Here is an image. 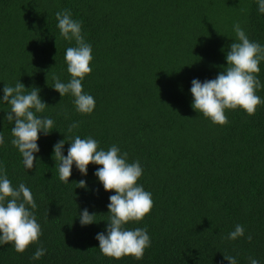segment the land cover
<instances>
[{"label": "trees", "instance_id": "trees-1", "mask_svg": "<svg viewBox=\"0 0 264 264\" xmlns=\"http://www.w3.org/2000/svg\"><path fill=\"white\" fill-rule=\"evenodd\" d=\"M63 9L92 45V71L82 82L96 102L90 115L52 88L54 75L70 79L64 56L75 46L57 28L55 13ZM237 23L264 45V14L255 0H0V89L17 81L28 91L39 88L49 106L39 115L54 120L26 170L11 144L13 124L4 119L10 106L0 105V166L14 187L31 189L42 231L23 253L0 246V264H228L230 256L264 264V104L253 115L228 110L221 126L191 107L189 92L192 79H214L227 66ZM259 67L264 85V60ZM256 94L264 99V87ZM73 122L75 135L91 136L105 150L117 144L143 167L138 183L153 206L142 221L125 225L148 230L151 246L140 260H117L98 248L94 237L106 226L114 194L93 175L100 166L89 164L87 176L73 166L69 183L59 179L53 145L65 139L67 155ZM81 179L88 191L78 187ZM84 208L97 223L80 226ZM237 224L245 236L229 240ZM38 247L46 253L34 261Z\"/></svg>", "mask_w": 264, "mask_h": 264}, {"label": "clouds", "instance_id": "clouds-1", "mask_svg": "<svg viewBox=\"0 0 264 264\" xmlns=\"http://www.w3.org/2000/svg\"><path fill=\"white\" fill-rule=\"evenodd\" d=\"M257 11L264 14V0H255ZM57 28L61 37L69 43L75 41L74 47H68L64 60L70 79L61 81L53 76L52 88L60 97L71 95L76 112L82 115L93 113L95 98L83 90V81L92 71V45L85 41L82 25L73 19L68 9L55 13ZM236 39L230 44L225 55L226 67L214 79L199 78L191 80L189 89L192 97L191 107L211 123L226 125L228 110H242L248 115L255 114L257 106L264 104V99L256 94L264 85L258 78L260 62L264 60V45L251 41L239 23L233 25ZM26 88L17 81L14 86L4 85L0 92V105L7 104L10 110L4 119L13 124L11 144L18 150L26 170L33 169L36 154L40 152L38 140L40 135H48L54 128V120L43 114L49 107L39 95L40 89ZM79 122L68 125L67 132L72 135L71 142L64 155L65 139L53 145V155L58 162V175L63 183H69L73 166L82 176H87L89 164L98 165L93 175L105 192H113L108 197L107 223L103 231L95 235L98 248L105 256L120 259L132 256L140 260L145 249L151 246L147 228H126L129 223H136L150 212L153 206L152 194L138 183L143 174L139 160L129 162L128 153L122 152L117 144L107 150L91 136L81 138L74 134ZM4 136L0 133V146ZM79 188L88 191L86 180L77 183ZM38 205L31 189L24 183L13 186L5 170L0 166V246L11 244L17 253H23L30 244L36 243L42 235L35 210ZM96 213L87 208L79 212L80 226L96 222ZM245 236L244 226L237 224L228 234L229 240ZM251 241L252 237H247ZM46 249L38 247L32 259L39 260ZM228 264H238L236 257H224ZM249 264H261L260 260L249 257Z\"/></svg>", "mask_w": 264, "mask_h": 264}]
</instances>
